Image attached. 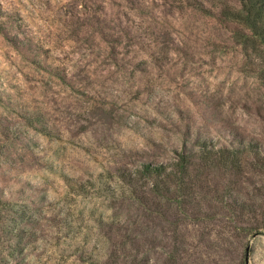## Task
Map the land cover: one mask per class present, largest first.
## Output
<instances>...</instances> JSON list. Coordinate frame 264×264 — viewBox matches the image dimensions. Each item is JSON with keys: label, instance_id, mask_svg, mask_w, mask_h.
I'll list each match as a JSON object with an SVG mask.
<instances>
[{"label": "rangeland", "instance_id": "obj_1", "mask_svg": "<svg viewBox=\"0 0 264 264\" xmlns=\"http://www.w3.org/2000/svg\"><path fill=\"white\" fill-rule=\"evenodd\" d=\"M0 264H264V10L0 0Z\"/></svg>", "mask_w": 264, "mask_h": 264}, {"label": "trees", "instance_id": "obj_2", "mask_svg": "<svg viewBox=\"0 0 264 264\" xmlns=\"http://www.w3.org/2000/svg\"><path fill=\"white\" fill-rule=\"evenodd\" d=\"M251 2V8L259 9L260 11L264 10V0H248ZM151 168L149 164H143V170L146 172ZM154 168V167H153ZM159 170V168L157 169Z\"/></svg>", "mask_w": 264, "mask_h": 264}]
</instances>
